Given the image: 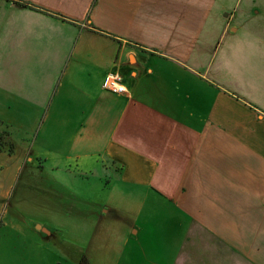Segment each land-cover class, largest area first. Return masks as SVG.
<instances>
[{
  "label": "crops",
  "instance_id": "0c3cea01",
  "mask_svg": "<svg viewBox=\"0 0 264 264\" xmlns=\"http://www.w3.org/2000/svg\"><path fill=\"white\" fill-rule=\"evenodd\" d=\"M214 6L0 0V41L33 58V87L0 83L15 121L31 110L27 163L127 190L114 209L116 248L97 231L113 205L99 204L88 231L70 213L77 227L33 220V264H264V68L237 65L217 81L229 73L214 59L236 35ZM114 72L127 93L103 90Z\"/></svg>",
  "mask_w": 264,
  "mask_h": 264
},
{
  "label": "rangeland",
  "instance_id": "374dc122",
  "mask_svg": "<svg viewBox=\"0 0 264 264\" xmlns=\"http://www.w3.org/2000/svg\"><path fill=\"white\" fill-rule=\"evenodd\" d=\"M214 1V17L222 22L227 21L231 33L236 35L235 40L231 39L229 47L222 44L224 49L221 48L214 59L213 69L224 66L229 73V76L220 75L217 81L222 82L223 77L234 78L237 65H245L246 70L264 68V47L262 52L255 51L258 38H254L256 36L264 39V0ZM216 42L217 39L214 44ZM15 44L0 41V83L9 88L19 86L26 91L33 87L32 77L28 72L33 58H24L17 54ZM234 46H241L239 52H236ZM236 53H240L238 63ZM1 99L0 117L12 121L8 125L0 122V264H33V220L45 222L48 215H52L55 226L54 223L49 225L54 228L61 230L64 224L74 228L77 227V221L80 226L85 223L88 231L94 213L100 214L98 211L102 207L99 204L114 206H110L108 212L102 215L103 220L97 231L104 232L105 240L115 243L116 248V243L121 240L113 228L121 221L115 218L117 210L114 209L116 206L120 209L123 205L120 197H124L127 190L112 186L106 191L108 179L98 176L97 173L75 169L72 173L65 170H39L33 163L28 164L29 155L23 151L26 144L30 141L33 143L34 123L31 110L26 107L27 112H30L24 115L25 123L20 124L14 119L13 109L8 110ZM48 180L56 182L48 184ZM71 194L76 195V198L71 197ZM65 213L76 216V221L71 219L74 217H65ZM77 214L81 216L77 217ZM37 226L39 224L34 225V228L37 229Z\"/></svg>",
  "mask_w": 264,
  "mask_h": 264
},
{
  "label": "built area",
  "instance_id": "2783aa9c",
  "mask_svg": "<svg viewBox=\"0 0 264 264\" xmlns=\"http://www.w3.org/2000/svg\"><path fill=\"white\" fill-rule=\"evenodd\" d=\"M103 90L112 94H125L127 90L122 82V76L119 73H108L102 82Z\"/></svg>",
  "mask_w": 264,
  "mask_h": 264
},
{
  "label": "trees",
  "instance_id": "16d2710c",
  "mask_svg": "<svg viewBox=\"0 0 264 264\" xmlns=\"http://www.w3.org/2000/svg\"><path fill=\"white\" fill-rule=\"evenodd\" d=\"M1 124V123H0ZM83 262V263H82ZM81 264H86V262H84V259L81 261Z\"/></svg>",
  "mask_w": 264,
  "mask_h": 264
},
{
  "label": "water",
  "instance_id": "95a60500",
  "mask_svg": "<svg viewBox=\"0 0 264 264\" xmlns=\"http://www.w3.org/2000/svg\"><path fill=\"white\" fill-rule=\"evenodd\" d=\"M37 229H40V226H37ZM42 231H44V230L42 229Z\"/></svg>",
  "mask_w": 264,
  "mask_h": 264
}]
</instances>
